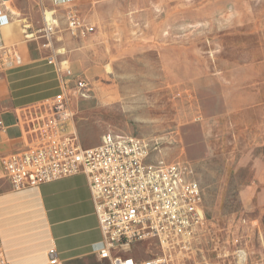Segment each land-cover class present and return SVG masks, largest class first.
<instances>
[{"label": "rangeland", "instance_id": "374dc122", "mask_svg": "<svg viewBox=\"0 0 264 264\" xmlns=\"http://www.w3.org/2000/svg\"><path fill=\"white\" fill-rule=\"evenodd\" d=\"M172 4L179 20L91 78L81 142L109 131L157 138L153 158L191 166L209 215L256 219L264 238V0Z\"/></svg>", "mask_w": 264, "mask_h": 264}, {"label": "built area", "instance_id": "2783aa9c", "mask_svg": "<svg viewBox=\"0 0 264 264\" xmlns=\"http://www.w3.org/2000/svg\"><path fill=\"white\" fill-rule=\"evenodd\" d=\"M55 23L46 16V37L55 32ZM68 24L74 35L95 31L76 13L69 14ZM5 54L21 62L14 49L6 48ZM65 71L61 91L30 108L39 132L35 142L3 158L15 188L84 175L102 236L98 255L110 264H264L258 220L209 215L191 166L153 158L157 138L109 131L96 145H83L78 103L91 98L94 89L68 66ZM255 236L261 240L258 251L250 242ZM48 254L52 263L58 262L55 248Z\"/></svg>", "mask_w": 264, "mask_h": 264}, {"label": "crops", "instance_id": "0c3cea01", "mask_svg": "<svg viewBox=\"0 0 264 264\" xmlns=\"http://www.w3.org/2000/svg\"><path fill=\"white\" fill-rule=\"evenodd\" d=\"M165 1L0 0V264H110L98 255L102 236L84 175L18 189L3 158L35 142L39 132L30 108L61 91L67 66L92 83L108 74L110 65L115 69L127 46L144 45L150 30L159 34L174 24L175 15L179 20V7H165ZM70 13L95 31L72 34ZM50 15L56 25L48 38ZM6 48L18 52L21 62L7 56ZM87 100L78 103L79 113ZM50 248L57 251V263L51 262Z\"/></svg>", "mask_w": 264, "mask_h": 264}]
</instances>
